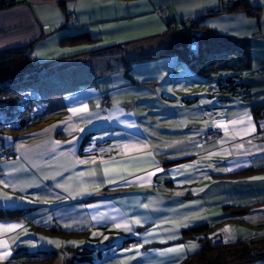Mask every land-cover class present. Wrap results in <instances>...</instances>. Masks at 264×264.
I'll return each instance as SVG.
<instances>
[{"label":"crops","instance_id":"0c3cea01","mask_svg":"<svg viewBox=\"0 0 264 264\" xmlns=\"http://www.w3.org/2000/svg\"><path fill=\"white\" fill-rule=\"evenodd\" d=\"M236 1L233 11L225 0H23L1 9L0 50L31 45L34 63L18 82L37 91L44 111L15 133L0 130V148L16 150L0 162V207H35L0 220V237L38 220L63 231L57 237L125 239L121 264H181L193 254L186 228L207 223L233 242L244 238L231 240L226 224L264 226V116L254 115L264 105V0H245L252 13ZM170 21L247 39L251 61L241 52L196 66L158 56ZM200 67L239 73L250 94L221 101ZM219 125L220 137L206 140ZM255 238L264 233L245 239ZM10 247L0 246L1 257Z\"/></svg>","mask_w":264,"mask_h":264},{"label":"trees","instance_id":"16d2710c","mask_svg":"<svg viewBox=\"0 0 264 264\" xmlns=\"http://www.w3.org/2000/svg\"><path fill=\"white\" fill-rule=\"evenodd\" d=\"M23 0H0V10L11 6H14ZM236 0H232L231 5L228 4V0H225L224 4L227 5L229 10H236L239 6L236 5ZM240 5L244 3L243 8L248 12L258 11V9L252 8L245 0H239ZM71 15H69L70 18ZM200 22H187V23H173V21L168 22V38L163 43V49L158 56H169L178 55L182 59L190 60L193 66L204 65L206 60L216 57L221 54L227 53H244L247 58H252L249 47L250 42L247 39H239L236 37L220 35L217 31L209 28L201 29L199 25ZM174 24V26H170ZM201 29V32L197 33ZM194 29V30H192ZM197 37L199 43V52L193 53L190 49V43ZM79 38V37H77ZM76 38H73L74 41ZM78 40V39H77ZM31 45H23L12 48H7L0 50V80L11 78L16 75H20L25 72L34 63V59L30 55ZM251 61V60H250ZM128 59L125 60L127 69L130 66ZM223 68L212 67L207 69L205 67H200L199 71L205 74V77L212 74L209 78L214 81V88L219 94V99L221 101H229L237 96H248L250 94V88L247 83L240 81V74L236 72L226 73L222 71ZM219 70V71H218ZM200 82V81H199ZM24 85V84H22ZM17 85L18 87L25 88V85ZM10 87V86H9ZM18 87H10L13 90H19ZM104 98H109L104 96ZM102 102V100H101ZM104 109V108H103ZM258 117L264 116V105H260L254 109ZM263 111V113L261 112ZM208 131V130H207ZM223 132V129H222ZM207 133V132H206ZM91 135H86L84 137L83 143L89 140ZM174 163V161L170 162ZM35 207L30 208H3L0 207V220L3 219H15V218H25L26 215L34 210ZM231 212L233 215H244L249 210V207H231ZM32 224H36V229H40L49 237H57L56 235L62 233L58 227H49L50 225H40L38 220L31 221ZM47 226V227H46ZM217 227L211 226L207 223L191 226L183 230V236L185 237H195L197 235L204 234L206 237L202 243L201 248L189 255V257L182 262V264H239L244 261H249L253 258L261 256L260 254L264 250V238L255 239H242L233 242L224 241L223 243L214 244L213 238H211L210 233L212 229ZM259 242L262 244L257 245ZM87 249V248H85ZM82 252V249H78ZM27 256L33 258L46 256L45 258H54V254H47V251H39L38 253L30 254L28 252ZM26 256V255H25ZM90 256L82 255L80 258L87 260ZM73 264L72 260L68 262Z\"/></svg>","mask_w":264,"mask_h":264},{"label":"rangeland","instance_id":"374dc122","mask_svg":"<svg viewBox=\"0 0 264 264\" xmlns=\"http://www.w3.org/2000/svg\"><path fill=\"white\" fill-rule=\"evenodd\" d=\"M195 30H198L197 33L199 32L200 34L201 32L200 28ZM194 40L198 41L197 37H195ZM191 51L197 54L199 52V43L197 46L191 48ZM217 58L218 56L213 57V59L216 60ZM224 59L225 57L223 56L222 61ZM40 68L41 66L39 67V69ZM262 71L264 73V68L262 69ZM26 74L27 73L25 74L22 73L18 76L16 75V77H19L16 79L15 76H13L11 78L0 80V95L7 96L4 99V101H0V102L3 103V105L4 104L6 105L7 103H9L10 100L14 99L19 103L18 107H20V108L13 107L11 109V115L0 117L1 132L10 131V133H15V130H13L14 127H19V126L24 127L27 122H29L30 120H34V117L42 114V112L44 111V108L42 107V103L39 102L38 100L39 96L36 90L31 88V86H28L26 88H21L17 86L19 84L21 85L23 84L22 82H18V81H20V77L22 75H26ZM9 86L18 87L19 90H13ZM30 93L31 95H29ZM17 95H19L20 97H24V96L27 97V95H29L28 96L29 98L24 97L21 98L20 100ZM107 99L108 101L106 103L103 104L101 103V107L104 109H107L111 106L110 99L109 98ZM107 104L110 105L107 106ZM261 112L263 113V111ZM254 115L255 117H258L259 114L254 113ZM14 154H16V150L12 145L1 147L0 162L6 161L9 157L13 156ZM29 200H33V199L29 198ZM37 223L38 222H36V224ZM224 227L225 229L230 230L228 231V234L231 240H236L239 237H242L244 239L250 238V236H252L253 234L264 233V226H259L256 228L250 226L247 227L244 226V227H239L240 230H236V231L234 228L235 226H233V224L231 223L226 224ZM217 229L218 228L215 229L213 228L211 231L215 233ZM253 229L254 232L252 231ZM16 233L18 234L16 237H8V238L0 237L1 247H4L6 244H8V246H11L10 249H6V255H4L9 261L7 264H69L68 262H70L71 260L73 264H121V259L118 255V250L120 249V246H122L125 242V239H123V241L120 242V239L122 238L118 239L117 241L114 239L110 241L112 237H109L108 235L104 237H99V239H95V237H49L47 235H45L46 237H44L42 234L43 232H40V229H36L35 225H31V227H29V230L27 232L21 230ZM215 236H216V241H221L222 243L226 241L225 238L226 236L221 231L216 232L213 237ZM202 237H206V236L202 234ZM202 237H193V238L187 237L188 238L187 243L190 252L195 253L201 248L204 240V239L201 240ZM50 241H59L61 242V246L57 247L55 244L51 243ZM70 242H76L78 246H74ZM26 244L27 247L33 245L32 249L31 250L26 249L25 248ZM131 244L132 246H138L136 242H132ZM260 244H262V242H259L257 245L260 246ZM192 245H195V247L193 248ZM79 248L82 249V252L78 250ZM38 250L47 251V254L50 255L54 254L55 256L54 258L52 257L45 258L46 256L41 255L40 257H37L34 260H31L33 258L27 256L26 252L30 253L31 251H38ZM82 255H87L90 257L89 259L84 260L80 258ZM260 255L261 256L259 257L253 258L249 261H244L239 264H264V250ZM4 256L1 257L0 255V262L3 261Z\"/></svg>","mask_w":264,"mask_h":264},{"label":"built area","instance_id":"2783aa9c","mask_svg":"<svg viewBox=\"0 0 264 264\" xmlns=\"http://www.w3.org/2000/svg\"><path fill=\"white\" fill-rule=\"evenodd\" d=\"M231 3H232V0H228V4L231 5ZM159 14H160V16L162 18H165V17H167L168 11H167L166 8H161V9H159ZM70 18H74V15H71ZM170 26H174V24H172ZM197 45H198V41L193 40L190 43V49L193 48V47H195V46H197ZM40 66L41 65H39V67ZM29 95H31V93ZM17 96L21 100L22 97H20L19 95H17ZM6 97L7 96L0 95V101H4V99ZM107 101H108V99L107 98H104V99H102V102L101 103L103 104V103H106ZM109 105L110 104H107V106H109ZM18 106H19V103L17 101H15L14 99L13 100H10L9 103H7L6 105L5 104L3 105V103L0 102V117L11 115V109L13 107L14 108H20ZM107 106H106V108H107ZM221 133H222V128L221 127H211V128L208 129V131H207V133L205 135V138H206V140H209V141L216 140V139H218V137L220 136Z\"/></svg>","mask_w":264,"mask_h":264},{"label":"snow or ice","instance_id":"6c2138e0","mask_svg":"<svg viewBox=\"0 0 264 264\" xmlns=\"http://www.w3.org/2000/svg\"><path fill=\"white\" fill-rule=\"evenodd\" d=\"M72 111H73V112H76V111L87 112V108H86V106H85V107L82 108V109H79V110H77V109H73ZM219 126H220V127H224V125H219ZM21 147H24V146L21 145ZM126 147H127V146H126ZM105 172H107V169H105ZM6 199L11 200L12 198H11V197H6ZM135 223L139 224L140 221H136ZM67 226H69V225H66V227H67ZM16 227H20V226H19V225H14V226H13V228H16ZM116 227H117V228L123 227L125 231H130V228H129V226H128L127 224H124V225L117 224ZM226 231H230V230H226ZM94 235H96V233H94ZM50 242L53 243V244H55L57 247L61 246V242H59V241H50ZM70 243H72L74 246H78V245L76 244V242H70ZM5 247H6V245H5ZM192 247L194 248L195 245H192Z\"/></svg>","mask_w":264,"mask_h":264},{"label":"water","instance_id":"95a60500","mask_svg":"<svg viewBox=\"0 0 264 264\" xmlns=\"http://www.w3.org/2000/svg\"><path fill=\"white\" fill-rule=\"evenodd\" d=\"M237 2H238V1H236V3H237ZM14 128H18V127H14ZM213 242H214V244L222 243L221 241H216V236L213 237Z\"/></svg>","mask_w":264,"mask_h":264},{"label":"bare ground","instance_id":"6f19581e","mask_svg":"<svg viewBox=\"0 0 264 264\" xmlns=\"http://www.w3.org/2000/svg\"><path fill=\"white\" fill-rule=\"evenodd\" d=\"M28 96H29V95H27V97H26V96H25V97H26V98H29ZM22 98H24V97H22Z\"/></svg>","mask_w":264,"mask_h":264}]
</instances>
